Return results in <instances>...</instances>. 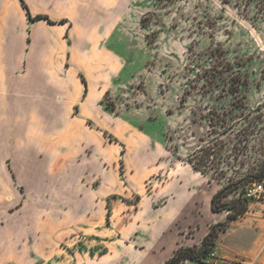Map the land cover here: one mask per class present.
<instances>
[{
  "label": "rangeland",
  "instance_id": "rangeland-1",
  "mask_svg": "<svg viewBox=\"0 0 264 264\" xmlns=\"http://www.w3.org/2000/svg\"><path fill=\"white\" fill-rule=\"evenodd\" d=\"M0 4L6 6L5 12L0 10V28L17 22L14 1L0 0ZM121 10L109 46L124 57L125 64L104 92L103 106L157 139L168 150V156L162 159L176 169L156 170L143 178L135 171V157L127 163L118 155L107 169L103 167L100 177L88 178L91 188L87 196L101 183L117 188L112 189L101 209L88 205L91 220L87 219L85 229L33 237L25 231L32 222L24 220V236L8 238L9 246L16 239L22 250H8L0 264H139L132 245H128L131 243L116 231L121 212L132 210L140 199L139 193L125 188L127 176L138 184L135 190L149 193L166 180L185 175L188 157L196 155V160L203 156L205 162L200 165L207 171L205 175L197 171L199 181L236 184L226 200L243 196L246 185L257 180L253 175L264 156V0H125ZM212 48L222 50L228 60L239 62L247 77L248 86L242 87L236 99L230 94L218 98L220 91H204L203 75L208 66L204 53ZM183 95L186 101L181 104ZM116 134L105 131V142L121 143ZM115 147L121 149L118 144ZM10 161L9 157H0V165ZM39 162V166L46 165L44 169H52V162ZM47 170L39 173L41 187L15 186L25 201L22 216L27 209L38 210L39 230L62 225L52 215L57 210H65L66 223L76 222L75 213L69 212L70 206L76 207L72 203L74 191L63 184L62 188L51 187L53 176L66 182L64 173ZM103 192L111 190L104 188ZM19 203L9 210L18 209ZM108 207L111 214L107 225ZM194 229H186V236ZM232 240V235L221 233L212 251L215 256L206 264H264L262 254L254 249L240 250L237 245L227 249L225 245L234 243ZM193 242L188 239L189 244Z\"/></svg>",
  "mask_w": 264,
  "mask_h": 264
},
{
  "label": "crops",
  "instance_id": "crops-1",
  "mask_svg": "<svg viewBox=\"0 0 264 264\" xmlns=\"http://www.w3.org/2000/svg\"><path fill=\"white\" fill-rule=\"evenodd\" d=\"M13 1L18 21L0 28V157L11 158L10 164L0 165V258H6L8 250H22L16 239L9 246L8 238L24 236V220L32 222L25 231L33 237L85 229L87 219L91 220L88 205L101 209L117 188L101 183L87 196L88 178L100 177L103 167L113 164L118 155L127 163L135 157V171L143 178L156 170L176 169L162 159L168 150L157 139L102 103L125 64L124 57L109 46L125 0H23L31 16L43 15L53 23L29 20L20 1ZM0 10L5 12L6 6L0 4ZM105 131L118 133L121 143L105 142ZM39 159L52 162V169L39 166ZM187 166L185 175L145 194L135 190L138 184L133 177H126L125 188L139 193L140 199L132 210L121 212L116 231L131 243L139 264H164L179 246L199 244L212 224L226 219L225 211L211 209V198L221 185L199 181L197 171ZM44 170L64 173L66 182L53 176L51 187L63 184L74 191L71 202L76 207L70 206L69 212L75 213V223H66L65 210H57L52 215L62 225L39 230L37 209H27L22 216L25 201L15 186L41 187L39 173ZM104 188L111 192H103ZM18 203L11 212L9 208ZM190 228L195 229L187 237L185 230ZM224 233L233 236L227 249L234 245L254 249L264 258V200H251L248 211ZM188 239L195 242L189 244Z\"/></svg>",
  "mask_w": 264,
  "mask_h": 264
},
{
  "label": "trees",
  "instance_id": "trees-1",
  "mask_svg": "<svg viewBox=\"0 0 264 264\" xmlns=\"http://www.w3.org/2000/svg\"><path fill=\"white\" fill-rule=\"evenodd\" d=\"M23 8L26 10V14L29 20L45 19L49 23H53L48 17L43 15L31 16L29 10L23 0H19ZM63 23V21H59ZM206 55V61L208 66L204 69L205 83L202 85L205 88V92L220 91L217 95H232L235 99L236 94L242 91V87L246 88L248 86L247 77L242 73L240 69L239 62H232L228 60L222 50L219 48H212L208 52L204 53ZM85 83L84 78H82ZM187 93V92H186ZM186 101L185 96L181 98V104ZM108 109V108H107ZM107 135V134H106ZM110 140H115L110 135H108ZM205 151V150H204ZM196 155L188 157L187 163L196 171L202 174H207L205 167L202 168L200 162H205L203 156L200 159H195ZM223 175V174H222ZM224 176V175H223ZM255 179L261 181L264 179V156L263 160L257 170L253 175ZM210 179L208 180V182ZM236 184H224L222 185L211 198V209L213 211H225L226 219L223 222H218L212 224L209 231L202 237L199 244H194L192 246H179L172 255L165 261L164 264H184L186 260L194 261L199 264H206L208 261L210 253L216 247V241L218 236L225 232L230 225V223L237 219L238 217L244 215L248 211L249 199L244 196H239L232 200H226V197L233 190ZM111 211L108 207L106 224H109V216ZM105 253V252H103Z\"/></svg>",
  "mask_w": 264,
  "mask_h": 264
},
{
  "label": "built area",
  "instance_id": "built-area-1",
  "mask_svg": "<svg viewBox=\"0 0 264 264\" xmlns=\"http://www.w3.org/2000/svg\"><path fill=\"white\" fill-rule=\"evenodd\" d=\"M243 196L249 200H261L264 198V181H253L246 185ZM215 256L214 252H211L208 259H212Z\"/></svg>",
  "mask_w": 264,
  "mask_h": 264
}]
</instances>
